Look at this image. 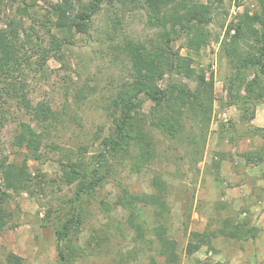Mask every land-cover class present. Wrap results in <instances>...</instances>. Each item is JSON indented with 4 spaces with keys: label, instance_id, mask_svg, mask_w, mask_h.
<instances>
[{
    "label": "rangeland",
    "instance_id": "374dc122",
    "mask_svg": "<svg viewBox=\"0 0 264 264\" xmlns=\"http://www.w3.org/2000/svg\"><path fill=\"white\" fill-rule=\"evenodd\" d=\"M58 1L61 0H0V28H8V23L15 21L21 36L14 69L6 75L5 84H24L33 103L43 101L60 112L65 111L64 121L51 130L43 144L45 157L28 162L44 190L12 194L5 204L6 215L0 213L7 222L0 233V264H4L10 252L24 257L27 264H58L59 241L53 225L56 218L46 219V212L51 206L58 208L73 195L75 188L59 179L60 162L69 153L75 158L81 156V147H87L82 156L89 161L100 150V142L112 125V98L130 73L120 45L128 39L150 44L159 39L162 31L151 26L146 0H137L104 4L86 33L60 32L55 28V16L50 13L52 4ZM186 3L192 10L209 8L205 17L212 20L202 27L209 41L196 51L188 46L187 33L179 30L174 33L171 46L192 58L197 72L204 73L207 79L214 78L211 122L205 131L199 121L188 118L184 131L176 138L157 133V157L145 167L138 169L129 162L117 165L118 180L113 177L100 190L85 223L73 236L74 244L83 250L73 264H143L150 256L158 264H264V226L257 225L258 220L264 224V183L257 182V176L249 173L255 165L243 157L245 151L264 148V139L254 135L255 127L264 128V103L255 106L250 121L252 109L243 111L231 101L227 86L231 64L223 50L235 33L232 26L239 15L247 9L251 13L258 11L259 3L258 0H186ZM81 7L78 4L75 12ZM52 34L59 38L58 48ZM173 76L193 89L197 86L195 80ZM166 82L161 80L160 87L164 88ZM22 120L36 124L19 101L6 92L0 102V159L7 157L9 162L21 163L25 157L24 149L14 144ZM195 132L206 134L205 145L199 138L200 147L203 146L200 160L191 143ZM53 144L59 149L53 150ZM217 160L219 167L215 165ZM229 173L235 174L233 180L229 179ZM157 175L169 185L166 198L171 207L170 233L177 241L175 252L160 247L152 234L138 237L128 225V212L121 205L106 212L99 204L101 198L112 203L117 200L121 194L118 181L133 192H151ZM262 176L264 181V172ZM144 215L150 221L149 210ZM227 216L248 220L259 228L258 236L236 241L216 235L212 248L203 245L197 252L187 254L191 231L216 229ZM94 229L102 235L109 231L110 235L105 244L99 247L93 243L95 249H91L87 245Z\"/></svg>",
    "mask_w": 264,
    "mask_h": 264
},
{
    "label": "trees",
    "instance_id": "16d2710c",
    "mask_svg": "<svg viewBox=\"0 0 264 264\" xmlns=\"http://www.w3.org/2000/svg\"><path fill=\"white\" fill-rule=\"evenodd\" d=\"M116 1L127 4L137 0H61L52 4L50 13L55 16V28L58 31L71 33L76 30L86 33L90 22L102 6ZM258 3V11L251 13L247 9L239 15L237 23L232 26L235 33L231 34L223 47L231 64L227 78L231 101L243 111L252 109L250 121L254 118L255 106L264 103V0H258ZM78 4L82 7L75 12ZM202 8L189 9L186 0H146L151 26L162 30L159 39L150 44L128 39L120 45L121 52L128 59L130 73L120 82L112 98V125L100 142V150L93 154L89 161L82 156L87 152V147H81V156L75 158L69 153L60 162L59 179L75 188L73 195L64 199L58 208L51 206L46 212V219L56 218L53 225L59 241L58 264H73L83 252L80 245L74 244L73 236L85 223L86 215L90 213V205L100 190L113 177L118 180L117 165L129 162L138 169L149 165L158 154L157 133L176 138L184 131L188 118L199 121L201 129L206 131L208 128L215 100L214 78L207 79L204 73L197 72L192 66L193 59L174 51L171 46L173 35L179 30L187 33V44L190 48L199 51L207 44L208 34L202 27L212 18L205 17L209 8ZM23 11H27V8L23 7ZM52 35L55 47L58 48L59 38L56 34ZM20 37L19 25L15 21L11 20L8 28H0V102L7 92L10 97L19 101L20 106L36 124L27 120L20 122L14 144L24 149L25 157L21 163L9 162L7 157L0 159L1 215H6L5 204L12 194H34L38 189L44 190L39 178L29 169L28 162L30 159L42 160L45 157L43 144L50 136L51 130L64 121L62 114L65 112L54 109L47 102L33 103L24 84H5L6 75H10L14 69L16 47ZM174 74L195 80L196 88L174 79ZM161 80L167 81L164 88L159 85ZM243 90L245 94H242ZM149 104V108L145 109ZM254 135L264 139V128L255 127ZM199 138L204 140L205 145L206 134L195 132L191 140L195 155L199 156L198 160L203 154ZM51 148L56 150L59 146L53 144ZM243 157L254 165L263 163L264 148L245 151ZM215 165L219 167L220 161L217 160ZM118 183L121 185V194L114 203L107 198H101L99 204L103 210L110 212L121 205L128 212V225L136 230L138 237L144 238L152 234L160 247L175 252L177 241L170 233L171 207L166 198L169 185L158 175L153 179L154 189L151 192H133L120 181ZM146 210L151 214L150 221L144 215ZM6 223L0 216V233ZM259 231V228L250 225L248 220L227 216L216 229L207 227L203 231H191L186 252L191 255L203 245L212 248V239L216 235L236 241H247L255 239ZM94 232L87 245L91 249H95L93 243L99 247L105 244L110 235L109 231L105 235L99 234L98 229H94ZM4 264L27 262L24 257L10 252ZM143 264L158 262L150 256L149 261Z\"/></svg>",
    "mask_w": 264,
    "mask_h": 264
},
{
    "label": "crops",
    "instance_id": "0c3cea01",
    "mask_svg": "<svg viewBox=\"0 0 264 264\" xmlns=\"http://www.w3.org/2000/svg\"><path fill=\"white\" fill-rule=\"evenodd\" d=\"M258 125H262V124H258ZM263 126V125H262ZM245 160V159H244ZM246 161V160H245ZM264 172V163H259L257 165H255V167L251 170V172H249L251 175H253L254 177L257 176V178H255L257 180V182H261V183H264V181H261V179L263 178L262 174ZM230 176V180H233V176H235V174L233 173H229L228 174ZM260 178V179H259ZM241 186V185H240ZM239 186V187H240ZM238 187V188H239ZM242 187V186H241ZM264 218V216H263ZM257 225H260V226H264L263 223L260 222V220H258L257 222ZM241 253V252H240Z\"/></svg>",
    "mask_w": 264,
    "mask_h": 264
}]
</instances>
